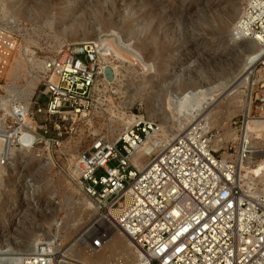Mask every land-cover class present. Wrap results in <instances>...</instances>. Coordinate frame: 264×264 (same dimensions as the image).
<instances>
[{
    "label": "built area",
    "instance_id": "built-area-1",
    "mask_svg": "<svg viewBox=\"0 0 264 264\" xmlns=\"http://www.w3.org/2000/svg\"><path fill=\"white\" fill-rule=\"evenodd\" d=\"M234 35L260 51L250 111L220 127L196 119L142 157L141 149L163 126L134 114L121 132L109 128L107 108L116 93L105 69L120 66L111 61L118 57L106 39L70 43L45 58L27 110L24 102H13L19 109L3 120L12 147L44 163L52 157L53 169H59L62 155L69 162L77 152V174H69L68 164L67 178L96 209L78 240L83 246L101 249L116 230L138 252L133 264H264V178L262 172L246 175L243 168L264 164V139L246 127L264 118V0H243ZM17 47L18 37L0 29L3 93ZM72 143L74 149L67 150ZM11 156L2 155L1 165ZM56 225L61 231L63 223ZM38 244L32 255L10 264H58L59 236Z\"/></svg>",
    "mask_w": 264,
    "mask_h": 264
},
{
    "label": "rangeland",
    "instance_id": "rangeland-1",
    "mask_svg": "<svg viewBox=\"0 0 264 264\" xmlns=\"http://www.w3.org/2000/svg\"><path fill=\"white\" fill-rule=\"evenodd\" d=\"M242 2L0 0V29L18 37L7 85H1L6 94L0 91V263H19L21 257L39 248L38 243L59 236L58 262L94 264L86 256L91 246L78 240L95 213L87 216V209L79 211L80 199L86 197L67 178L68 164L69 174L75 175L77 152H72L69 162V157L60 155L59 169H53L52 157L44 163L32 153L12 147L13 138L5 132L3 120L14 114L13 102L21 101V96L10 94L6 86L25 87L32 79L39 83L36 79L45 58L60 53L67 44L106 39L103 43L119 58L111 61L120 66H112L114 80H108L116 93L107 108L111 130L121 132L134 114H140L158 121L166 136L178 135L193 122L175 117L179 109L168 110L169 99L210 88L216 90L214 98L220 102L212 108L211 120L216 122L211 125L223 126L245 110L253 79L245 86L240 84L260 52L253 43L239 42L234 35ZM229 92L235 94L225 99ZM7 153L12 156L1 165L2 155ZM69 196L72 203H66ZM59 222L63 227L56 231ZM116 233L110 231L102 248L94 249L104 252L99 264H127L138 255L130 241L120 232L115 238ZM111 238L116 240L110 248ZM70 252L81 261L66 258Z\"/></svg>",
    "mask_w": 264,
    "mask_h": 264
},
{
    "label": "bare ground",
    "instance_id": "bare-ground-1",
    "mask_svg": "<svg viewBox=\"0 0 264 264\" xmlns=\"http://www.w3.org/2000/svg\"><path fill=\"white\" fill-rule=\"evenodd\" d=\"M68 29H70V28H66V30H68ZM70 31H72V30L70 29ZM83 42H84V40H83ZM258 57H259L258 55H254L253 64H254L255 60ZM43 69H45V68H43ZM253 71H254V67H251L250 70L247 73V76L243 79V81L240 84V86L241 85L245 86L246 83H248L249 81H252L251 79H252V76H253ZM10 77H11V75H10ZM37 78H39V79H36V80H40L39 76ZM34 81H35V79L34 80L32 79V81L28 82V84L25 87H20V86L15 85V84H13L12 87L6 86L8 92L10 94H12V92H13V93H16V95L21 96V101L24 102V103H22L23 104L22 106L26 110H27V108L30 105V101H31V98H32V96L34 94V91L37 88V84L38 83L36 84ZM237 88H239V87H237ZM215 92H216V90L215 89L211 90V88L210 89H203V90L195 89V90H192V91L183 92V93H181L179 95L173 96L172 100L169 99L168 110H173L174 108H178L179 110L176 112V116L175 117H178V118L180 117V118L187 119L188 120L187 122H191V121L194 122L196 119H204V120H207L210 124L214 125L216 121L215 120L214 121L211 120L212 114L214 112V110H212V108L220 103L219 101H217L218 99L216 100L214 98V93ZM232 94H235V92L234 93L233 92L227 93L226 96H225V99L228 98V97L229 98L232 97ZM13 96H15V95H13ZM245 102H246V104H244V105H246V109L245 110L249 111V109H250V97L249 98L247 97V100ZM16 109H19V107H17ZM245 110H243V111L245 112ZM153 111L155 112L154 108H153ZM24 117H26V113H24ZM167 118H168V116L164 117V119H167ZM135 119H136V117L132 116L130 118L129 122L126 123V127L125 128L130 126L135 121ZM26 121L28 123L31 122L27 118H26ZM190 126H188L186 129H184L180 133L186 131ZM246 127H248L249 130L252 131V132L253 131H257L258 133L259 132L260 133H264V118L259 120V121L254 122L253 124L248 122ZM253 135H256V137L260 138L257 134H253ZM176 136L177 135H175L173 137L166 136L164 134V131L162 130L160 133L156 134L153 138H151L150 141L146 144V146H144L141 149V151H140L141 157L143 156V154H145L149 150H152V149H155L157 147H160L163 144H167L168 142L173 140ZM263 139H264V136H263ZM217 145H218V143H217ZM137 157L140 158L139 155ZM139 164L141 165V167H143V165H144L143 163H139ZM258 166H259V168H250V167L246 168V167L243 166V168L245 170V174L246 175H248V174L257 175V174H260L262 172V176L264 178V172H263L264 164H258ZM73 171H74V173L76 175L77 174V169L74 168ZM256 181H257V179L255 180V182ZM258 182H262V184H263V179L260 178V180H258ZM80 201H81V203L79 204V208L77 207L79 209V211H82V209H84V208L87 209V211H88L87 216L90 213H96V209L93 208V205L90 203V201L88 199L81 198ZM118 234L119 233L117 231V233L115 234L114 237L115 238L119 237ZM115 238H113L114 241H113L112 238L110 239L108 247L111 248L112 244H115V240H116ZM90 249H91V247H90ZM103 253L104 252H100V251L98 252L97 250L91 249V251H89L86 254L87 259H88L87 261L89 263L99 264L102 261V259H103ZM74 254L72 252L71 254H68V255H65V256H66V258L67 257L68 258L71 257V258L75 259L76 261L80 262L81 258H79L77 256V254L76 255H74ZM138 255H133L130 258V260H129V262L127 264L135 263L139 259ZM67 261H69V260H67ZM67 261L61 260L60 262H58V264H72V263L67 262Z\"/></svg>",
    "mask_w": 264,
    "mask_h": 264
},
{
    "label": "water",
    "instance_id": "water-1",
    "mask_svg": "<svg viewBox=\"0 0 264 264\" xmlns=\"http://www.w3.org/2000/svg\"><path fill=\"white\" fill-rule=\"evenodd\" d=\"M105 77L107 80L109 81H113L114 80V73L111 67H107L105 69Z\"/></svg>",
    "mask_w": 264,
    "mask_h": 264
}]
</instances>
